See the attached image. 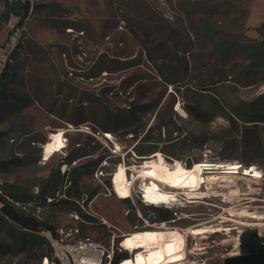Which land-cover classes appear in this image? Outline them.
I'll list each match as a JSON object with an SVG mask.
<instances>
[{
    "label": "rangeland",
    "instance_id": "1",
    "mask_svg": "<svg viewBox=\"0 0 264 264\" xmlns=\"http://www.w3.org/2000/svg\"><path fill=\"white\" fill-rule=\"evenodd\" d=\"M6 10L27 26L6 61L14 79L0 104V161L18 164L0 172L2 194L33 202L27 214L51 226L59 246L90 238L118 249L127 232L166 226L184 235L187 262L254 261L243 241L264 242V221L249 217L264 209V0H0ZM10 31L0 24V46ZM149 156L186 169L253 165L262 178L242 182L253 191L241 201L232 178L205 173L194 196L143 203L132 176ZM124 164L125 198L113 189ZM151 206L170 215L160 221ZM202 224L219 229L187 232ZM22 240L0 223V264L53 254L45 238Z\"/></svg>",
    "mask_w": 264,
    "mask_h": 264
},
{
    "label": "bare ground",
    "instance_id": "2",
    "mask_svg": "<svg viewBox=\"0 0 264 264\" xmlns=\"http://www.w3.org/2000/svg\"><path fill=\"white\" fill-rule=\"evenodd\" d=\"M108 136L110 135L108 134ZM103 137L106 138L105 136ZM142 159L144 161L141 162L140 166L134 168L135 170L132 177L135 178L137 175L138 178L142 180V199L147 203L170 204L174 198L178 197V195L186 194L194 196L197 194L198 190H200L201 183L203 182L202 176L205 173H218L219 176H221L219 178H232L230 181L233 182V186L236 188V193L240 194L242 191L244 192V195H248L253 191L251 184L242 183L248 180L249 176L242 177L244 176L243 174L241 176L240 171L238 170L239 163L237 162L228 164H222L223 162H206V164L198 162L194 163L193 168L186 169L180 164L169 166L165 161L156 156L144 157ZM207 163L213 166L211 168H203V166H208ZM249 166L252 167L251 171L254 172L249 180L254 179L253 182L256 183L255 181L260 178L259 175L261 173L256 170L253 165ZM120 170V175L119 173L117 174L118 179L114 182L113 189L117 197L125 198L130 192V185L128 183L129 177L126 178L127 168L125 164L120 167ZM237 170L238 172H236ZM233 179H235V181ZM166 184L170 185V188ZM161 185H163V187L165 186V188L163 189ZM239 197H241V194ZM239 197L235 199H239V201L248 199V196ZM250 200L251 199H249V201ZM252 200H254V198ZM233 202L236 201L233 200ZM241 203L242 202H240L239 205H241ZM245 203L247 204L249 202ZM254 208L257 209V211H254L249 216L251 217V220L254 222L264 221L263 207ZM237 213L235 214L237 215ZM243 214H246V212H243ZM217 229L219 228L208 225L192 226L188 228L187 232L194 236H205L213 232L216 233L218 231ZM121 245L125 250L129 249L132 251L133 254L136 252L134 256L126 257L121 260V264H193L185 261L184 235L178 231L171 230L166 226L127 232L122 235ZM169 245H171V248L168 247Z\"/></svg>",
    "mask_w": 264,
    "mask_h": 264
},
{
    "label": "built area",
    "instance_id": "3",
    "mask_svg": "<svg viewBox=\"0 0 264 264\" xmlns=\"http://www.w3.org/2000/svg\"><path fill=\"white\" fill-rule=\"evenodd\" d=\"M12 2V0H8ZM8 26H10V35L7 40L0 46V74L6 64L7 60H10L13 51L18 50L21 43V35L26 30L27 26V16L20 18L18 15H13L10 13V17L7 20ZM51 134H48L46 142L41 146V154L44 152V145L47 143ZM64 139V138H63ZM110 139V138H109ZM65 143V141H64ZM57 151H52L51 156L59 153V148ZM62 150V148H60ZM44 158V155L42 156ZM42 161H46L41 159ZM0 189V194L1 193ZM6 201L16 208L22 211L23 217L31 218L39 221L37 214L34 212L27 214L28 207H31L33 202L31 201H19L7 195H3ZM11 206V205H10ZM40 206H36V212H38ZM7 222L17 231L33 232L35 235L45 238L48 240L52 246L53 254L49 258L47 256L41 257V264H110L115 253L125 251L124 247L120 244L118 249H114L113 245L109 249H105L104 245L98 243L90 238L77 239L69 244L59 246V237H57L51 230L39 229L32 231L25 227L18 220L6 216ZM40 222V221H39ZM120 261L118 264H121Z\"/></svg>",
    "mask_w": 264,
    "mask_h": 264
},
{
    "label": "trees",
    "instance_id": "4",
    "mask_svg": "<svg viewBox=\"0 0 264 264\" xmlns=\"http://www.w3.org/2000/svg\"><path fill=\"white\" fill-rule=\"evenodd\" d=\"M28 9H29L28 2H25L24 5L21 7V10H23V14H26ZM9 15H10L9 10H6L5 12H3L0 15V24H2V22H6L9 18ZM20 18H23V16H20ZM15 52L16 50L12 52L11 57H13V54ZM8 69L9 67H8V64L6 63L0 74V104L9 98V95H10L9 86L10 84H12L13 79H14L13 74L8 72ZM17 164H18L17 159L0 161V172L7 173L10 171V169L13 166ZM3 191H4L3 195L12 196L14 199L19 198L16 195H14L12 191H8L6 189H3ZM3 195L0 194V223L7 222L6 216H8L10 218L18 220L21 224H23L25 227L29 228L32 231H36V230L44 228V229L51 230L53 232V228L51 226L46 225L42 222L36 221L31 218L23 217L17 212H15L13 208L9 205V203L6 201ZM28 199L29 198L26 195L20 198V200H28ZM151 208L153 209L154 212L159 214L160 221L166 220V218L170 215V211L167 208H162L158 206H151ZM19 232L23 234V240H25L26 234H32L35 237H37V235H35L33 232H26V231H19ZM6 248H7L6 246L0 245V252L4 251ZM125 255H126L125 251H122L119 254L115 253L110 264H118L121 260L126 258ZM44 256H47L49 258L51 257V255H48V253H45Z\"/></svg>",
    "mask_w": 264,
    "mask_h": 264
},
{
    "label": "water",
    "instance_id": "5",
    "mask_svg": "<svg viewBox=\"0 0 264 264\" xmlns=\"http://www.w3.org/2000/svg\"><path fill=\"white\" fill-rule=\"evenodd\" d=\"M244 250L251 254L254 261L248 264H264V242L259 240L256 234L253 235L251 240H244ZM242 257L239 258H228L225 260L224 264H240L235 261H240ZM247 259V258H246Z\"/></svg>",
    "mask_w": 264,
    "mask_h": 264
},
{
    "label": "snow or ice",
    "instance_id": "6",
    "mask_svg": "<svg viewBox=\"0 0 264 264\" xmlns=\"http://www.w3.org/2000/svg\"><path fill=\"white\" fill-rule=\"evenodd\" d=\"M168 247L171 248V245H169Z\"/></svg>",
    "mask_w": 264,
    "mask_h": 264
}]
</instances>
